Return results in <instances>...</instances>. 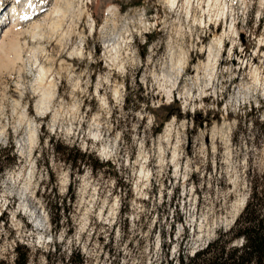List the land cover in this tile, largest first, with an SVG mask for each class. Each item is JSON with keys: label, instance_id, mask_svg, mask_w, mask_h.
<instances>
[{"label": "rangeland", "instance_id": "374dc122", "mask_svg": "<svg viewBox=\"0 0 264 264\" xmlns=\"http://www.w3.org/2000/svg\"><path fill=\"white\" fill-rule=\"evenodd\" d=\"M243 1L0 0V264L16 247L26 264H178L233 226L264 185V0ZM27 2L42 9L6 34ZM166 125L179 159L161 165Z\"/></svg>", "mask_w": 264, "mask_h": 264}, {"label": "trees", "instance_id": "16d2710c", "mask_svg": "<svg viewBox=\"0 0 264 264\" xmlns=\"http://www.w3.org/2000/svg\"><path fill=\"white\" fill-rule=\"evenodd\" d=\"M137 102L136 99L132 100ZM51 149L57 155L58 160L70 163L71 167L88 166L87 159H91L93 164L89 167L92 171L100 167V163L95 157L89 155L78 154L73 159L65 158L63 151L51 144ZM12 155V147L5 154L4 161L0 163V174L3 172V163L11 165L15 162ZM63 157V158H62ZM71 197L69 198V200ZM264 185L257 182L251 186L249 196L246 200L242 212L236 218L233 226L225 233H219L217 238L208 243L205 248L198 250L190 257H185L184 261L181 257L178 264H264ZM56 220L55 227H58ZM241 238V246H231V242ZM19 248L16 247L17 264L27 263V253L18 256Z\"/></svg>", "mask_w": 264, "mask_h": 264}, {"label": "bare ground", "instance_id": "6f19581e", "mask_svg": "<svg viewBox=\"0 0 264 264\" xmlns=\"http://www.w3.org/2000/svg\"><path fill=\"white\" fill-rule=\"evenodd\" d=\"M217 1V0H216ZM226 1V0H223V2ZM245 1V0H244ZM243 1V2H244ZM241 2V1H240ZM179 3V0H171V6H173L174 4H177L178 5ZM246 3V2H245ZM262 3V2H261ZM42 5L40 4H35V3H30V2H27V4H25V11H23L22 14L19 13V11L17 10V8L15 7V5L12 6V10L10 13L11 16H12V22L14 23L12 27H10L6 34H11V32L14 30L13 28L17 27V23H19L20 21H25V20H28V19H31V17L35 14H37L42 8H41ZM2 9L1 7V4H0V10ZM29 9V10H28ZM34 12V14H33ZM224 14H222L223 16ZM12 25V24H11ZM232 27V26H231ZM233 29V28H232ZM233 31V30H232ZM231 32V31H230ZM233 33V32H231ZM235 33V32H234ZM5 34V35H6ZM5 35L3 37H5ZM219 35V34H218ZM224 34H221L219 36H217V34H214L213 38H212V41L211 43L209 44V47H208V61L211 59H213L214 57L215 58H220V56H222V49H223V46H224V37H223ZM262 42V41H261ZM213 57V58H212ZM244 58V57H243ZM210 60V61H211ZM241 60V59H240ZM217 61V60H216ZM242 61L244 62V59H242ZM179 62V61H178ZM215 62V61H214ZM208 63V62H207ZM210 63V62H209ZM180 64V63H179ZM186 65V63H184ZM207 67V65H205ZM186 67V66H185ZM182 71V70H181ZM178 78V76H177ZM172 89L166 91V97L168 100H171L172 98ZM37 109L39 110L40 108L37 107ZM40 111V110H39ZM170 125H166L164 131L159 134L155 141H154V150H156V154H157V158H158V161L159 163L162 165L163 162L165 160V156H166V153H170L171 154V159L169 158L170 160V163L174 164L177 157H178V151H179V142L176 140L175 143L172 142V139H171V132H170V128H169ZM179 159V157H178ZM139 161V159H138ZM147 161V157L142 159V166H140L143 170V167H144V164L146 163ZM177 162V161H176ZM137 163V162H136ZM158 163V164H159ZM138 164V163H137ZM168 164V163H167ZM166 164V165H167ZM177 164V163H176ZM141 165V164H139ZM160 166V165H159ZM160 168V167H159ZM178 168V167H177ZM176 169V168H175ZM179 169V168H178ZM177 171V169H176ZM178 172V171H177ZM180 172V171H179ZM1 198V197H0ZM238 205V204H237ZM244 207V202L242 204H240L239 206V209L240 211H242ZM237 208V207H236ZM28 210V209H27ZM27 210L25 209V206H21V212L24 211V213L26 214L27 213ZM20 212V213H21ZM235 214V213H234ZM16 217V216H15ZM235 217V216H234ZM236 218V217H235ZM234 218V220H235Z\"/></svg>", "mask_w": 264, "mask_h": 264}, {"label": "water", "instance_id": "95a60500", "mask_svg": "<svg viewBox=\"0 0 264 264\" xmlns=\"http://www.w3.org/2000/svg\"><path fill=\"white\" fill-rule=\"evenodd\" d=\"M245 202H246V199H245V201H244V205H245ZM235 222V220L233 221V223Z\"/></svg>", "mask_w": 264, "mask_h": 264}, {"label": "built area", "instance_id": "2783aa9c", "mask_svg": "<svg viewBox=\"0 0 264 264\" xmlns=\"http://www.w3.org/2000/svg\"><path fill=\"white\" fill-rule=\"evenodd\" d=\"M191 255H193V254H191Z\"/></svg>", "mask_w": 264, "mask_h": 264}]
</instances>
